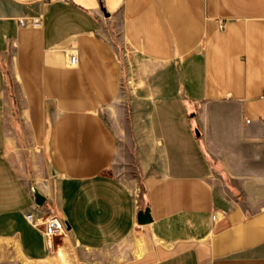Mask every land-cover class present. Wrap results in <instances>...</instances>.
<instances>
[{
	"label": "crops",
	"instance_id": "0c3cea01",
	"mask_svg": "<svg viewBox=\"0 0 264 264\" xmlns=\"http://www.w3.org/2000/svg\"><path fill=\"white\" fill-rule=\"evenodd\" d=\"M117 43L178 76L149 116L162 166L141 193L116 165ZM0 264H264V0H0Z\"/></svg>",
	"mask_w": 264,
	"mask_h": 264
},
{
	"label": "rangeland",
	"instance_id": "374dc122",
	"mask_svg": "<svg viewBox=\"0 0 264 264\" xmlns=\"http://www.w3.org/2000/svg\"><path fill=\"white\" fill-rule=\"evenodd\" d=\"M117 48L123 65L122 84L126 98L111 113L125 133L121 138L120 163L116 165L124 182L141 193L144 177L161 171L162 166L155 164L157 155L151 143L149 116L163 101L178 97V76L174 66H148L123 44L117 43ZM9 97L15 100L14 87H9ZM20 140L24 160L29 164L27 141L23 137ZM151 161L152 164H143Z\"/></svg>",
	"mask_w": 264,
	"mask_h": 264
},
{
	"label": "built area",
	"instance_id": "2783aa9c",
	"mask_svg": "<svg viewBox=\"0 0 264 264\" xmlns=\"http://www.w3.org/2000/svg\"><path fill=\"white\" fill-rule=\"evenodd\" d=\"M23 26L27 25L26 22L21 23ZM33 27H41L42 25V16L34 19L30 23ZM221 28L224 25L221 24ZM66 67L68 69L74 70L79 67V58L78 54L73 51H66L64 53ZM39 208H36V212ZM40 217H38L35 213L31 212L26 215V220L28 223L35 229L39 230L43 236L47 240H52L54 238H61L67 235V228L65 223L56 215V214H48L45 215L41 213Z\"/></svg>",
	"mask_w": 264,
	"mask_h": 264
},
{
	"label": "water",
	"instance_id": "95a60500",
	"mask_svg": "<svg viewBox=\"0 0 264 264\" xmlns=\"http://www.w3.org/2000/svg\"><path fill=\"white\" fill-rule=\"evenodd\" d=\"M105 12V11H104ZM33 199H34V204L37 208H43L47 199L46 197L41 194V192L38 190L36 186L32 187L31 190ZM152 218L150 215L149 209H145L144 211H140L137 215V223L139 226H146L152 223Z\"/></svg>",
	"mask_w": 264,
	"mask_h": 264
}]
</instances>
